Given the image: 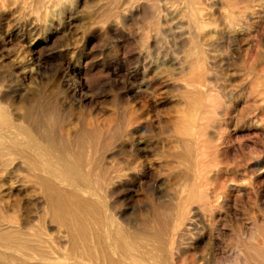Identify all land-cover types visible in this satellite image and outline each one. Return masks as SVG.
Masks as SVG:
<instances>
[{"label": "bare ground", "instance_id": "6f19581e", "mask_svg": "<svg viewBox=\"0 0 264 264\" xmlns=\"http://www.w3.org/2000/svg\"><path fill=\"white\" fill-rule=\"evenodd\" d=\"M36 1L43 12L56 2L65 5L63 0ZM225 1L233 2L113 0V11L125 17L134 9L144 10L134 38L139 62H148L151 53L165 48L170 39L187 41L196 54L191 59L169 45L163 56V63H168L174 74L186 75L181 85L194 101L189 123L173 124L171 138H167L187 147L180 163L185 194L171 215L159 214L153 208L150 223L141 213L135 219L124 218L110 195L111 186L122 183L124 176L144 172L138 151L143 141L135 134L143 116L125 112L124 119L113 126L86 128L80 136L66 138L55 129L58 118L54 106L42 104L41 119L37 120L29 98H21L23 104L15 105L14 95L0 85V167L15 188L25 190L24 201L41 210L38 225L29 224L30 212L25 210L18 211L14 224L0 223V264H220L224 250L234 252L236 264H264V207L257 184L259 176L264 178V149L246 151L242 136H230V122L242 116L228 110L230 96L218 110L204 99L212 89L207 81V29L214 22L213 5ZM172 69L165 73L167 82L173 84L178 81L171 75ZM257 120L246 121L247 127ZM118 137L125 138L119 149L131 159L126 172L109 175L102 169L101 149ZM166 146L161 139L156 149L163 154ZM170 162L165 159L166 165ZM71 168L83 175L95 170L100 177L82 182ZM172 171L171 166L165 179L168 182ZM229 178L233 181L228 182ZM150 186L155 194L158 178H153ZM244 193H252L254 199L243 203ZM7 206L2 203L0 208L6 210ZM233 207L249 219L251 229L245 231L241 223L234 224L227 242L225 224ZM219 209L227 212L215 215ZM201 243L210 246L200 252Z\"/></svg>", "mask_w": 264, "mask_h": 264}, {"label": "rangeland", "instance_id": "374dc122", "mask_svg": "<svg viewBox=\"0 0 264 264\" xmlns=\"http://www.w3.org/2000/svg\"><path fill=\"white\" fill-rule=\"evenodd\" d=\"M63 1L64 6L56 2L43 12L36 0H0V85L14 95L15 105L23 104L21 98H29L37 120L41 119L42 104L54 106L58 118L55 129L66 138L74 139L86 128L113 126L115 121L124 119L125 112L143 116L144 122L136 127L135 134L143 141L138 151L144 172L130 178L124 176L122 183L111 186L110 195L124 218L135 219L141 213L150 223L153 208L162 215L173 214L185 194L180 163L187 147L167 138H171L169 131L173 124L189 123L194 99L181 85L186 75L174 74L175 70L163 63V56L171 45L193 59L196 54L192 45L170 39L165 48L152 52L144 64L137 59L134 40L143 20V9H134L125 17L113 11V0ZM212 17L214 22L206 36L210 75L207 81L212 89L204 99L218 110L225 97L230 96L232 104L228 110L242 115L230 122L227 129L230 136H242L246 151L264 149V75L257 74L264 72V0L217 2ZM166 69H172L171 75L178 82H167ZM147 84L151 86L146 87ZM156 118L160 122L154 121ZM256 119V124L247 127L246 121ZM125 123L129 124L126 118ZM124 139L118 137L101 149L102 169L109 175L128 169L131 157L119 149ZM161 139L167 144L163 154L156 149ZM232 157L230 152L229 158ZM167 158L170 165L165 163ZM171 166L174 171L168 182L165 179ZM54 168L58 170L56 164ZM71 170L82 182L100 177L95 170L88 175L75 168ZM153 178H158L155 194L150 186ZM257 184L264 207L262 176L257 178ZM24 198L25 190L15 188L8 173L0 167V207L2 203L8 205L6 210L0 208V223L14 224L18 211L25 210L30 212L29 224L38 225L40 208L27 204ZM241 198L245 203L252 201L254 195L244 193ZM226 212L219 209L215 215ZM228 218L224 235L227 242L236 223L250 231L251 223L241 211L231 208ZM204 244L199 246L200 252L204 246H210ZM234 256L230 250L222 251L220 264H236Z\"/></svg>", "mask_w": 264, "mask_h": 264}]
</instances>
